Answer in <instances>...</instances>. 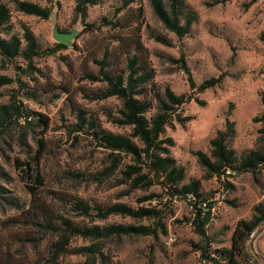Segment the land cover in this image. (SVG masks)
<instances>
[{"label":"rangeland","instance_id":"rangeland-1","mask_svg":"<svg viewBox=\"0 0 264 264\" xmlns=\"http://www.w3.org/2000/svg\"><path fill=\"white\" fill-rule=\"evenodd\" d=\"M18 1L49 9L51 16L44 20L20 12ZM2 2L10 11L2 37L16 36L26 48L29 30L40 48L52 54L31 65L22 58L0 57V76L13 80L0 86V106L14 103L23 114L19 125L0 135V264H233L223 252L231 250L238 223L253 220L255 207L264 204V169L258 175L218 178L202 166L198 153L211 156V141L221 131L232 132L228 148L239 155L263 150L264 0H185L195 21L183 39L165 28L149 0H137L123 11L122 0H101L83 18L76 15L75 0ZM56 31L75 32L72 45L59 43ZM60 44L64 47L54 53ZM134 55L153 76L145 87L153 104L147 117L156 114L157 95L164 96L167 89L192 97L175 113L163 139L170 140L165 147L186 170L183 185L200 183L198 208H210L200 221L206 239L198 234L189 199L172 198L159 186L133 187V179L125 175L136 165L132 157L121 154L114 167L116 155L99 147L93 135L91 122L132 136V127L118 123L122 101L97 100L106 85L91 78L100 77L105 60L110 72L126 71ZM183 58L197 87L215 78L221 82L193 91ZM79 114L87 120L83 131L76 126ZM153 195L159 197L144 201ZM80 202L91 207L89 214L78 209ZM117 204L156 208L158 216L99 217L98 208ZM66 221L89 228L150 226L154 233L102 240L74 236L57 250V228ZM206 250L213 260L205 259ZM263 261L264 223L234 264Z\"/></svg>","mask_w":264,"mask_h":264},{"label":"trees","instance_id":"trees-1","mask_svg":"<svg viewBox=\"0 0 264 264\" xmlns=\"http://www.w3.org/2000/svg\"><path fill=\"white\" fill-rule=\"evenodd\" d=\"M101 0H75L76 15L85 17L90 7L97 5ZM137 0H122V10L128 8ZM257 2L259 0H253ZM155 16L170 32L175 34L179 39H183L189 35L195 21L194 14H190L189 6L185 0H149ZM18 10L27 15L37 16L44 20H48L51 16V10L44 9L36 4L29 2H17ZM188 13V14H187ZM10 21V11L8 7L0 0V57L6 61H13L17 58H22L31 65L35 58L48 55L51 51L42 50L35 36L28 30L25 34L26 48L20 38L13 36L11 39H5L2 34ZM162 41V38H157ZM264 40V36H263ZM164 41V40H163ZM64 47L58 45L53 51ZM24 48V49H23ZM141 46L138 44L137 52L140 53ZM183 70L189 76L191 89L198 92H204L212 89L221 82L219 79H211L205 81L201 86L197 87L191 70L184 58L180 61ZM140 56L134 55L128 60L127 70L124 72H110L108 64L102 62L100 64V77L93 76V82H102L106 87L96 95L97 100H106L117 98L122 101L123 110L121 112L123 118L118 123L130 126L133 129L131 137L113 134L91 122L90 125L96 129L94 137L98 141L99 147L111 151L116 155L114 159V167H116L121 154L131 156L136 163L135 166H129L125 175L133 179V187L159 186L163 191H166L172 198L184 197L189 199L192 207L196 210V224H199L198 234L202 239H206L207 235L204 230V224H200L205 216L209 214V209L198 208V199L200 195V183L193 182L189 185H183L186 179V170L184 167L177 165L176 161L170 156L169 149L165 147L170 140H164L166 128L171 124L175 113L178 109L192 100V97L186 95L177 96L173 91L167 89L164 96L157 95L158 111L151 117L147 114L153 109V104L146 97L145 87L152 79V73L146 67H141ZM13 83V80L0 76V86H5ZM143 97V98H141ZM156 97V96H155ZM21 108L16 104L0 106V135L9 132L13 126L19 125V120L22 118ZM87 120L83 114L78 115V124L76 125L79 131H83L86 127ZM262 134L263 150H252L242 155L228 148V140L232 132H219L211 141L212 153L211 156L202 152L198 153L199 161L204 168L213 176L221 178L230 173L246 174L251 173L258 175L264 169V119ZM42 145V142H41ZM171 145V144H170ZM159 196L153 195L146 198L144 201L152 200ZM192 197V198H191ZM80 211L89 214L91 207L80 202L77 204ZM99 217L106 219L107 217L120 214L123 216H131L141 219L155 218L158 216L156 208H140L133 210L132 208L117 204L109 208H98ZM204 211V212H203ZM255 216L251 221H241L238 223L233 237L232 248L229 251H224L223 256L229 257L232 263L239 253H242L250 237L255 233L259 226L264 223V204L255 207ZM210 215V214H209ZM50 228V226H43ZM61 235V240L55 244L57 250L64 249L71 237H83L85 239L102 240L112 237H124L143 235L149 236L154 233L150 226H123L113 225L110 227H81L70 222H64L62 226L57 228ZM93 254L98 250L89 249ZM206 250L205 259L213 260L211 254Z\"/></svg>","mask_w":264,"mask_h":264},{"label":"water","instance_id":"water-1","mask_svg":"<svg viewBox=\"0 0 264 264\" xmlns=\"http://www.w3.org/2000/svg\"><path fill=\"white\" fill-rule=\"evenodd\" d=\"M76 37V33L72 34H61L58 31L54 33V38L61 44H65L68 46L72 45V40Z\"/></svg>","mask_w":264,"mask_h":264},{"label":"built area","instance_id":"built-area-1","mask_svg":"<svg viewBox=\"0 0 264 264\" xmlns=\"http://www.w3.org/2000/svg\"><path fill=\"white\" fill-rule=\"evenodd\" d=\"M264 262V261H263ZM264 264V263H263Z\"/></svg>","mask_w":264,"mask_h":264}]
</instances>
